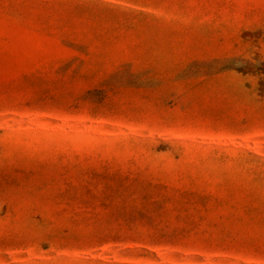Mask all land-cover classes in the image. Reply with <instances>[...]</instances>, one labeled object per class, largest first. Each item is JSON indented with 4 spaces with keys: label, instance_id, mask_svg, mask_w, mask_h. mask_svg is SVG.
Instances as JSON below:
<instances>
[{
    "label": "rangeland",
    "instance_id": "obj_1",
    "mask_svg": "<svg viewBox=\"0 0 264 264\" xmlns=\"http://www.w3.org/2000/svg\"><path fill=\"white\" fill-rule=\"evenodd\" d=\"M0 264H264V0H0Z\"/></svg>",
    "mask_w": 264,
    "mask_h": 264
}]
</instances>
